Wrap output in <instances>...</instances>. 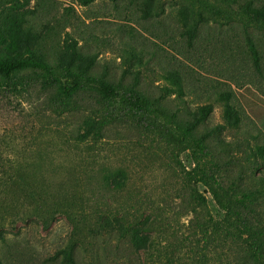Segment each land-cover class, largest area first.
<instances>
[{
  "label": "rangeland",
  "instance_id": "obj_1",
  "mask_svg": "<svg viewBox=\"0 0 264 264\" xmlns=\"http://www.w3.org/2000/svg\"><path fill=\"white\" fill-rule=\"evenodd\" d=\"M192 3L0 0V59L42 56L57 68L137 87L183 119L209 107L199 134L222 126L221 163L234 162L224 184L249 196L240 209L247 227L204 183L189 180L190 154L133 112L89 92L77 109H65L52 101L53 88L29 82L0 89V264H69L72 240L77 264H255L249 244L264 240V193L257 195L254 179L255 172L264 180L257 71L264 68V2H215L224 14L204 17L189 33L184 15ZM220 143L213 142L218 153ZM27 174L53 190L76 176L75 213L57 214L45 230L22 187L8 186L10 175ZM133 228L144 249L131 242Z\"/></svg>",
  "mask_w": 264,
  "mask_h": 264
},
{
  "label": "trees",
  "instance_id": "obj_2",
  "mask_svg": "<svg viewBox=\"0 0 264 264\" xmlns=\"http://www.w3.org/2000/svg\"><path fill=\"white\" fill-rule=\"evenodd\" d=\"M79 1L83 5H89L94 0ZM192 1L191 11L184 15V24L189 33L198 28L199 21L204 17H219L224 14L215 2L224 5L226 0ZM244 13V10H241L237 14ZM255 55L256 61L259 60V55L256 53ZM257 71L261 79L264 80V68L262 69L259 66ZM39 81L48 89L53 88L52 101L65 109L68 107L77 109L80 105V96L89 92L99 97V102L106 103L109 106L118 105L123 110L133 112L138 116L139 121L152 128L167 144L181 147L190 154L195 167L187 174L189 180H198L204 183L217 203L229 214L234 215L242 226L247 227V218L243 217L240 209L243 206L245 208L244 200L248 199L249 196L241 193L240 197H236L233 194V191L236 190V184L231 183L229 186L224 184V180L230 172V165L234 162L221 163L222 155L227 153V145L224 147L226 143L217 137L219 131L223 129L222 126L213 127L207 130L205 134H199L200 125L210 112L209 107L202 108L199 111L200 116L195 112H189L187 118L183 119L176 114L170 115L160 99L152 98L147 92L137 87H127L125 89L121 85L96 79L85 71H74L67 67L57 68L42 56L0 59V89L5 86L15 87L17 84ZM227 122L229 125L232 124V116L227 119ZM83 137H87V135L84 134ZM214 141L221 142L219 153L213 145ZM241 171L242 168L239 172ZM73 174L75 175L76 171ZM254 179L258 181L260 186L257 195L264 193L263 178L257 176L254 172ZM21 180L22 182H20ZM7 182L10 188L22 187V190L26 193H24L27 201L25 206L27 205V207L35 210V215L45 230L50 228L57 214H65L71 217L75 213V207L79 199L78 191L81 186V182L76 179V176L71 180L70 186L67 182H64L59 184L56 190H53L50 184L35 185L30 182L28 174L27 178L20 177L18 181L10 175ZM77 197L78 199L75 201ZM83 224H79V226H83ZM75 229L80 230L78 227ZM131 242L135 247L143 249L145 247V237L140 236L139 231L134 228L132 229ZM75 244L76 240H72L69 245L67 252L69 264H77L74 258ZM249 253L253 263L259 264L263 258L264 240L257 236L249 244Z\"/></svg>",
  "mask_w": 264,
  "mask_h": 264
},
{
  "label": "crops",
  "instance_id": "obj_3",
  "mask_svg": "<svg viewBox=\"0 0 264 264\" xmlns=\"http://www.w3.org/2000/svg\"><path fill=\"white\" fill-rule=\"evenodd\" d=\"M259 4H263L264 0H258Z\"/></svg>",
  "mask_w": 264,
  "mask_h": 264
}]
</instances>
